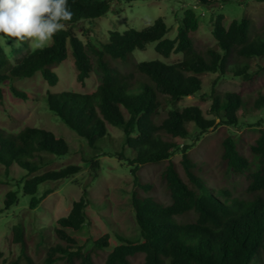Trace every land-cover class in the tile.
Returning <instances> with one entry per match:
<instances>
[{
	"label": "trees",
	"instance_id": "trees-1",
	"mask_svg": "<svg viewBox=\"0 0 264 264\" xmlns=\"http://www.w3.org/2000/svg\"><path fill=\"white\" fill-rule=\"evenodd\" d=\"M133 1L138 0H68L74 15L66 29L55 36L51 45L26 53L15 64L0 44V97L2 86L9 80L31 78L37 72L49 86L57 85L59 76L53 68L71 54L79 84L84 85L95 70L100 73L101 83L96 90L85 94L49 93L48 109L84 138L93 151L114 142L110 126L121 129V147L113 153L130 168L133 185L146 193L151 186L141 181L140 168L165 163L160 178L169 194V204H162L152 196L133 194L140 240L117 235L119 244L112 248L110 236L106 234L94 239L93 251H85L74 235L89 219L84 191L80 200L73 203L70 213L57 221L55 240L40 264L60 261L95 264L93 256L103 249L111 250L106 264H132L130 259L140 254L144 255L140 264H264V130H260L249 148L252 159L239 151L233 137L227 136L222 142L227 174L243 177L247 183L241 194L210 182L208 172L191 158L190 146L184 144L191 136V126L204 135L216 127H237L243 115L264 110L262 94L252 101L241 92L220 93L215 88L218 80L229 74L243 84L255 81L257 74L253 72L252 61L264 59V31L250 36V18L244 16L225 26V16L219 14L211 21L216 47L202 53L193 38L200 27L199 18L189 9L179 21L174 39L165 38L169 27L163 18L142 30L111 31L101 47L85 44L74 32L81 21L105 16L114 4ZM197 1L211 7L240 0ZM256 1L264 3V0ZM155 42V51L162 57L182 54L183 59L166 64L159 60L137 62L133 58L135 51H145L148 44ZM22 47L28 49L30 45L24 43ZM21 51V48H12L14 56ZM89 53L95 58V64ZM256 67L264 72V63L259 62ZM209 73L218 74L209 93L214 119H207L197 106L165 113L169 105L198 94L203 86L201 76ZM12 91L16 97L29 99L26 92L14 87ZM178 152L182 156L180 166L184 176L172 159ZM69 153L67 141L52 131L26 127L10 133L0 128V164L7 174L14 166L27 172L22 193L31 196V209L51 193L46 191L38 198L36 194L41 185L69 179L82 171L78 165H68L39 173L55 157ZM100 168L98 161L91 163L93 171ZM18 194V191L6 194V210L18 204ZM13 233L24 264H36L27 252L23 228L15 226Z\"/></svg>",
	"mask_w": 264,
	"mask_h": 264
},
{
	"label": "rangeland",
	"instance_id": "rangeland-1",
	"mask_svg": "<svg viewBox=\"0 0 264 264\" xmlns=\"http://www.w3.org/2000/svg\"><path fill=\"white\" fill-rule=\"evenodd\" d=\"M193 10L199 18V30L193 34L196 48L205 53L216 47V41L211 32L212 18L223 14L225 26L231 21L239 20L244 16L251 19L250 36L264 31V3L256 0H240L226 4H216L206 7L197 0H138L114 4L105 16L94 20H84L74 27L76 35L85 43L97 47L108 41L109 33L117 30L124 32L134 28L142 30L152 25L157 19L163 18L169 27L166 39H174L178 33L179 21L184 17L186 10ZM4 51L15 64L26 53H32V47L25 49L6 37L0 40ZM155 43L147 45L145 51H135L132 56L137 62L159 60L166 64H174L183 59L182 54H173L164 58L155 51ZM21 48L22 51L14 56L12 48ZM93 64L95 58L91 53ZM264 59L252 61L253 72L257 74L255 81L243 84L239 78L232 75L221 77L216 85L220 93L241 92L252 101L260 94L264 96V72L257 70L258 63ZM53 70L59 76L55 86H49L40 72L31 78L12 79L2 86L0 97V128L10 133H17L26 127H37L52 131L58 137L64 138L70 153L55 157L53 161L40 169L39 173L50 169L59 170L68 165H78L82 168L75 176L60 182H48L41 185L36 196L41 197L46 191L51 193L35 208H30L31 196L22 193V182L28 176L17 166L10 173L5 172L0 164V264H24L20 246L14 242L13 228L21 226L26 235L27 252L36 264H40L46 255L47 248L53 243L54 227L57 221L66 217L75 201L80 200L83 192H87L88 222L83 228L75 232L85 251H93L94 239L109 235L111 247L119 244L117 235L130 240H140V231L135 219V210L132 204L133 194L140 197L152 196L162 204H169L170 197L160 174L165 163L147 164L139 170L143 183L151 186L146 193L133 185L130 168L126 163L118 161L114 150L121 147L123 132L121 129L110 126L109 132L114 142L104 146L99 151L91 150L84 138L69 129L47 106L49 93L60 94L66 91L89 93L97 89L101 83L100 73L95 70L85 81L84 85L77 82V72L72 55ZM218 74H204L202 90L182 101L169 105L165 111L183 109L189 106L199 107L207 119H214L210 112L211 100L209 93L213 80ZM26 92L29 99H22L13 94L12 88ZM165 115V114H164ZM237 127H216L201 135L200 131L191 126V136L184 141L190 146L191 158L208 172L210 182H216L219 188L233 190L241 194L246 188V181L234 173L227 174L222 160V142L227 136L237 142L239 151L248 159H252L250 146L259 137L260 130H264V110L243 115ZM218 123V119H216ZM181 154L173 156L180 173ZM98 161L101 168L98 171L91 169V163ZM200 175H203L199 172ZM9 191H18L19 202L8 210L5 209V197ZM111 250H98L93 256L95 264H106V257ZM132 264L144 261L140 254L130 259ZM56 264H67L60 261ZM74 264H80L79 261Z\"/></svg>",
	"mask_w": 264,
	"mask_h": 264
},
{
	"label": "clouds",
	"instance_id": "clouds-1",
	"mask_svg": "<svg viewBox=\"0 0 264 264\" xmlns=\"http://www.w3.org/2000/svg\"><path fill=\"white\" fill-rule=\"evenodd\" d=\"M74 13L68 0H0V40L16 46L28 43L33 50L51 45Z\"/></svg>",
	"mask_w": 264,
	"mask_h": 264
}]
</instances>
